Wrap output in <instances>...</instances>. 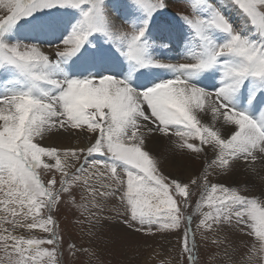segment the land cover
I'll return each mask as SVG.
<instances>
[{
  "label": "snow or ice",
  "instance_id": "1",
  "mask_svg": "<svg viewBox=\"0 0 264 264\" xmlns=\"http://www.w3.org/2000/svg\"><path fill=\"white\" fill-rule=\"evenodd\" d=\"M131 3L145 20L142 27L124 32L111 23L104 0H0L5 12L0 17V66L14 70L28 85L0 94V264H60L63 236L55 215L65 205L70 212L79 210L78 223L88 226L90 238L111 230L113 220L128 236L176 234L185 264H198L197 233L212 245L200 264H235L227 245L236 247L245 237L258 242L250 254L264 253V199L257 198H264V113L258 121L232 104L246 80L264 85V0H193L190 9L188 0ZM180 4L184 11L179 16L199 46L185 62L154 60L143 39L148 21ZM84 5L63 47L56 45L54 52L5 40L37 12ZM231 9L244 18L240 28L229 19ZM245 28L256 38L244 35ZM214 31L226 34V41L217 44ZM93 33L123 43L121 55L135 67L166 69L174 78L134 87L120 74H107L102 65L83 78H58V62L76 55ZM217 66L219 88L208 91L191 82ZM65 137L87 143H58ZM160 144L183 158H202V163L186 177L173 174L153 152ZM237 170L259 177L258 190L221 182ZM193 189H202L197 201ZM192 203L199 223L193 231L188 216L181 234L184 210ZM204 205L209 211H200ZM64 246L73 258L89 251L75 240ZM221 249L228 261L216 255ZM91 255L96 256L94 249Z\"/></svg>",
  "mask_w": 264,
  "mask_h": 264
},
{
  "label": "rangeland",
  "instance_id": "2",
  "mask_svg": "<svg viewBox=\"0 0 264 264\" xmlns=\"http://www.w3.org/2000/svg\"><path fill=\"white\" fill-rule=\"evenodd\" d=\"M170 2H174V0H170ZM193 0H188V7L190 9L191 3ZM218 2V0H216ZM120 4H130L131 8L140 13L141 20L144 23L145 15L144 13L139 10L135 5L131 3V0H104V10L106 12V15L112 19V17L117 14V9H119ZM87 5L82 6V9L74 10L69 8H61V9H47L42 12H37L34 14V16L29 17L25 20L20 21L12 30L16 29L19 26H24L32 23L33 21H45V20H51L53 18H59L61 15H68L69 17V30H66L67 35L70 34L72 30V26L77 23V21L81 18V11L86 9ZM184 11V5L180 4L177 8L174 7H168L164 8L152 15V17L149 19L147 26H153L158 24L161 20H173L177 21L180 24H185V29L191 32L192 29L189 27L188 24L184 22L183 19L179 15H182ZM237 12V11H235ZM239 12V11H238ZM5 14L3 10H0V17H2ZM121 15L122 14H117ZM162 18V19H161ZM229 19L234 23V26L237 28L241 27L242 20L244 19L241 14L240 15H233V12H229ZM131 22H130V21ZM123 19L120 18L121 22H117L116 26L124 32H130L133 27H136L137 23H141V21H132L131 19ZM111 23L114 22L111 20ZM136 23V24H135ZM134 25V26H133ZM138 28V27H136ZM11 30V32H12ZM251 28H245L243 31L244 35H248L250 39H255L256 37L254 35H251ZM11 32H9L5 36V40L7 43H23V44H36V41L32 40H20L18 38L11 37ZM223 34V33H222ZM64 35L62 38L56 39L54 42L43 40L40 43H37L41 46H43V50L49 47L48 52H54L56 45H60L61 41L67 36ZM224 35L223 42L226 41L227 36ZM105 38V35L102 33H93L91 34L88 39L85 41V43L89 40L95 37H103ZM215 41V40H214ZM216 42V41H215ZM217 43V44H222ZM94 43V42H93ZM84 45V44H83ZM121 47L120 50L122 51L125 45L123 43H120ZM46 47V48H45ZM86 49H83L81 47L80 51H82V55H86L85 52ZM47 52V51H46ZM182 54V52H180ZM68 59V58H67ZM75 57L72 56L69 58V60L72 62ZM185 58L181 60V62H184ZM175 63H179L180 60L173 61ZM0 66V74H4V76H7V74L4 72V70L1 69ZM74 66H72V69ZM91 68V66H90ZM18 74V73H17ZM19 75V74H18ZM201 74H198L195 82L199 81H210L212 78H206ZM204 78V80H203ZM7 82H12V84H16L15 87H12L8 84H5L0 90V94H3L6 90H26L28 88V85L24 82L23 78L20 77V79L11 81L10 78L6 79ZM135 80H140L139 83L141 85L144 84L142 81V78L137 75V78ZM4 87V88H3ZM9 88V89H7ZM175 139V138H173ZM62 144H67L66 141L62 140ZM176 157H181V155L177 152L169 158L166 159V163L170 160L172 163H162V166L167 170L173 172V174L177 175H183L188 176L194 172L197 171L200 164L202 163V158H194L191 159L190 163H179V161L176 160ZM183 158V157H182ZM187 159V158H186ZM174 160L177 163H173ZM195 162V163H194ZM168 167H167V166ZM186 165V169H183ZM172 167V168H171ZM50 178V177H48ZM213 182H215L216 177L212 178ZM255 181V180H254ZM254 181H248L245 180L240 172L238 171L236 175H233L230 178H224L221 182L225 184V186H231V187H237L239 186L241 189L250 188L253 191L258 190V185L254 183ZM250 183V185H248ZM198 191H202V189L197 190L193 189L194 196L193 201L199 200ZM258 199H264L257 197ZM69 206L65 205L59 214L55 215V219L57 220L58 228L57 230L62 234L63 236V243L60 246L61 251L58 254V258L60 261V264H185L186 254H183L180 251V245H179V236L176 234H155L153 237H145L143 233L136 235V236H128L126 235L122 229L123 225L120 223L119 220H113L110 223L114 226L111 230L105 229L104 234H98L95 237L90 238L87 235L88 226L85 224L83 227L78 223V212L79 210H75L70 212ZM200 211H209V208L207 205H204ZM195 213V214H194ZM185 220L182 221L181 225V234L183 227L187 223V217L192 216V224L191 227L193 231L196 229V224L199 223V219L197 218L199 216V212L195 210V204L192 203L191 206L188 209L184 210ZM176 230H171V233H175ZM37 235L46 236L47 234H41L37 233ZM210 239V237H209ZM72 240H75L77 244H81L86 246L89 251L85 255H81L79 257L73 258L71 253L68 252L67 248L64 246L67 243H71ZM197 241H198V248L201 250L200 253L197 254V262L200 264L202 259H207V257L204 256L206 252L209 251V249L212 247L210 243H206L204 238L201 237L200 233H197ZM236 247H233L232 245H227V249L229 254L231 255L232 259L235 261V264H264V253H251L249 252V249H251L253 246H256L258 248V242L255 240L254 237L248 238L245 237L243 240H237ZM44 247H47L49 249L52 248L50 245H44ZM94 249L96 252V256L91 255V250ZM3 253H0V256H2ZM217 256H220L224 261L229 260V256L224 255V250L221 249L219 252L216 253Z\"/></svg>",
  "mask_w": 264,
  "mask_h": 264
},
{
  "label": "bare ground",
  "instance_id": "3",
  "mask_svg": "<svg viewBox=\"0 0 264 264\" xmlns=\"http://www.w3.org/2000/svg\"><path fill=\"white\" fill-rule=\"evenodd\" d=\"M116 12L117 14H122V16L115 14V16L112 17L111 20L114 22L115 26L117 25L116 23L118 21L121 22L120 18L123 19V17H125L127 20H134V22L141 21V23H135L136 27L138 28L143 26L140 13L134 11L130 4H120L119 9H117ZM230 12H233V15L235 16L240 15L237 9H231ZM68 19V15L64 14L59 18H53L51 20L33 21L28 25L19 26L12 30L11 37L18 38L20 40L28 39L36 41L37 43H40L43 40L50 42L52 40V42H54L56 39L62 38L64 35L68 34H65L66 30H69L68 27L70 22ZM184 25L185 24H180L173 20H161L156 25L147 26L143 39L147 41L149 46V55L154 60L158 61L177 62V60H180L181 62V60H183V58L188 55L190 50H193L199 46V42L194 37L193 31L191 34V32L185 29ZM212 37L217 43L223 42L225 38L222 33L217 31L212 32ZM93 39L94 41L89 39L86 43H84V45L81 46L83 49H86V55H82V51H79L76 53V55H74L75 59L72 60V62L69 60V58L63 60L62 63L60 61L58 62L60 68V71L56 74L58 78H83L84 75H93L101 65L103 68L108 70L107 74H120L122 77L129 79L134 87L149 85L151 83L160 82L161 80L174 78L175 74L166 69L155 68L152 66L145 68L135 67L121 55V45H117L115 42L109 41L106 36L105 38L103 36L95 37ZM37 43L36 45H39ZM48 49L49 47L45 49L47 51H45L46 54L49 53ZM180 52H182V54ZM72 66H74L73 69ZM1 69L4 70L7 76L0 74V90L2 89L1 86L5 84L15 87L16 84H12V82L9 81L7 82L6 79L10 78L11 81H15L20 79V76L11 68L1 67ZM200 74L201 76L203 74V76L207 79H212L210 81H205L203 78L204 81H199L197 83L194 81L197 77L195 76L192 78L191 82L196 84V86L204 88L208 91H213L220 87L222 73L219 70V66L204 71ZM137 75L142 78V81L144 82L143 85L139 83L140 80L134 79V77ZM42 87L50 88V86L47 85H42ZM232 104L236 109L244 111L251 118L257 119L259 121L262 113H264V85H262L259 81L251 79L246 80L233 96ZM62 140L67 142V144H63L64 146L75 147L87 143L86 139L81 141L76 138L67 137L62 138L60 141H58V143H61ZM153 152L159 155L162 163H166V159L169 158V156L171 157L173 153L175 154V152L168 150L164 144L154 145ZM176 160L179 161V163H186V161L187 163H190L191 161L182 157H176ZM172 161L170 160L167 163H172ZM173 163L177 162L174 160ZM186 168L187 167L185 165L183 169ZM238 171L245 180H255L254 183L259 185V177L251 179L243 172V170H237V172ZM237 172L234 175H236ZM248 185H250V183Z\"/></svg>",
  "mask_w": 264,
  "mask_h": 264
}]
</instances>
